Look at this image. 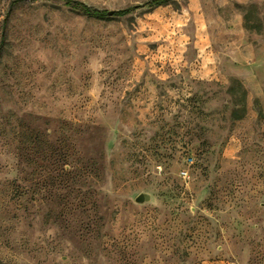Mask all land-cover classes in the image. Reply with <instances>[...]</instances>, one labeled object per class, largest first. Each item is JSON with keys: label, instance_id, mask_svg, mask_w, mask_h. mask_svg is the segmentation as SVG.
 Instances as JSON below:
<instances>
[{"label": "rangeland", "instance_id": "obj_1", "mask_svg": "<svg viewBox=\"0 0 264 264\" xmlns=\"http://www.w3.org/2000/svg\"><path fill=\"white\" fill-rule=\"evenodd\" d=\"M0 264H264V0H0Z\"/></svg>", "mask_w": 264, "mask_h": 264}, {"label": "trees", "instance_id": "obj_2", "mask_svg": "<svg viewBox=\"0 0 264 264\" xmlns=\"http://www.w3.org/2000/svg\"><path fill=\"white\" fill-rule=\"evenodd\" d=\"M60 1L63 2L66 6H69L70 8L79 11L88 17H92L96 19H104L108 16L107 11L96 9L78 0H60ZM169 2L170 0H149L142 5L130 6L124 9L113 11L112 16L125 17L139 8L142 7L157 8L168 4Z\"/></svg>", "mask_w": 264, "mask_h": 264}, {"label": "water", "instance_id": "obj_3", "mask_svg": "<svg viewBox=\"0 0 264 264\" xmlns=\"http://www.w3.org/2000/svg\"><path fill=\"white\" fill-rule=\"evenodd\" d=\"M107 14H108V16H112L113 15V11H108ZM135 201L137 203H141V204L145 203V202H148V201H150V195L148 193H141V194H139L136 197Z\"/></svg>", "mask_w": 264, "mask_h": 264}, {"label": "built area", "instance_id": "obj_4", "mask_svg": "<svg viewBox=\"0 0 264 264\" xmlns=\"http://www.w3.org/2000/svg\"><path fill=\"white\" fill-rule=\"evenodd\" d=\"M181 175H182L183 178H187L188 177V172L186 170H182L181 171Z\"/></svg>", "mask_w": 264, "mask_h": 264}, {"label": "crops", "instance_id": "obj_5", "mask_svg": "<svg viewBox=\"0 0 264 264\" xmlns=\"http://www.w3.org/2000/svg\"><path fill=\"white\" fill-rule=\"evenodd\" d=\"M201 73V72H200Z\"/></svg>", "mask_w": 264, "mask_h": 264}]
</instances>
